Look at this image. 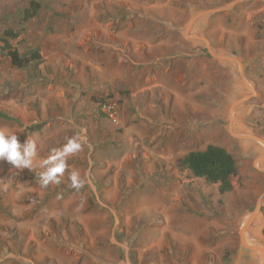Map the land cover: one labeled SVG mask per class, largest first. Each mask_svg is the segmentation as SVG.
Segmentation results:
<instances>
[{
  "label": "rangeland",
  "instance_id": "rangeland-1",
  "mask_svg": "<svg viewBox=\"0 0 264 264\" xmlns=\"http://www.w3.org/2000/svg\"><path fill=\"white\" fill-rule=\"evenodd\" d=\"M31 1L0 0V38L44 54L17 69L0 51V128L36 144L32 170L0 160V264H261L239 233L259 205L244 239L264 250V145L240 138L264 141V0H34L22 25ZM78 135L60 183L41 187ZM210 145L241 189L181 175Z\"/></svg>",
  "mask_w": 264,
  "mask_h": 264
},
{
  "label": "trees",
  "instance_id": "trees-1",
  "mask_svg": "<svg viewBox=\"0 0 264 264\" xmlns=\"http://www.w3.org/2000/svg\"><path fill=\"white\" fill-rule=\"evenodd\" d=\"M41 9L38 1H31L24 10L21 23L26 24L34 19ZM20 34L18 32L6 31L0 38L1 52L10 61V64L17 69H24L34 63L41 62L44 58L43 49L38 48L20 56L19 51L9 44L15 41ZM101 102V101H99ZM0 118H5L0 115ZM32 132L40 130V126L30 128ZM180 173L182 176L204 180L207 184L217 185L220 195L232 193L234 190L241 189L243 182L236 165L235 158L225 149L218 146H207L203 151L188 153L180 163Z\"/></svg>",
  "mask_w": 264,
  "mask_h": 264
},
{
  "label": "clouds",
  "instance_id": "clouds-1",
  "mask_svg": "<svg viewBox=\"0 0 264 264\" xmlns=\"http://www.w3.org/2000/svg\"><path fill=\"white\" fill-rule=\"evenodd\" d=\"M86 142V137L78 135L68 139L62 150H55L42 164L43 171L39 174L41 187H47L49 183H60V177L67 167L66 157L79 151ZM35 156L36 144L31 137L21 144L17 134L0 128V160H6L18 170H32ZM69 178L73 187L80 186L78 173H71Z\"/></svg>",
  "mask_w": 264,
  "mask_h": 264
},
{
  "label": "water",
  "instance_id": "water-1",
  "mask_svg": "<svg viewBox=\"0 0 264 264\" xmlns=\"http://www.w3.org/2000/svg\"><path fill=\"white\" fill-rule=\"evenodd\" d=\"M234 5H235V3L230 4L229 7H228V9H230V8L233 7ZM220 12H222V11L204 12V13H201V14L195 16V17L192 19V21H191V23H190V25H189V27H188V30H187V33H186V34L189 33V31L192 29V27L194 26V24H195L199 19H201V18H203V17H205V16H207V15H210V14H213V13H220ZM191 40H194V41H200V42L205 43V45L207 46V52H208V54H209L212 58H214V59H216V60H219V61H223V62H234V63H237V64L239 65V67H241V65L239 64V62H238L237 60H235V59H231V58H229V57H217V56H215V55L213 54V52L210 50L209 42H208L206 39H204V38H200V37H195V38H191ZM242 101H243V100L236 102V103L232 106V109H233L234 107H236V106H237L239 103H241ZM240 139H242V140H253V141H257V142H259V143H261V144L264 143V141H262V140H260V139H257V138L242 137V138H240ZM258 211H259V205H257V207H256V209H255V212L253 213V214H255V216L252 217V216H253V215H252V216H251L252 218L249 219V220L245 223V225L242 227V229H241V231H240V233H239V241H240V245H241V247H242L243 249H245V250L248 251V252H252V253H256V254L260 255L261 258H262V263H261V264H264V254H263V250L260 249V248H257V247H247V246L245 245V243L243 242V237H244L246 231L248 230V228L251 226V224H252L253 221L255 220V217H256Z\"/></svg>",
  "mask_w": 264,
  "mask_h": 264
},
{
  "label": "crops",
  "instance_id": "crops-1",
  "mask_svg": "<svg viewBox=\"0 0 264 264\" xmlns=\"http://www.w3.org/2000/svg\"><path fill=\"white\" fill-rule=\"evenodd\" d=\"M207 25H208V24H207ZM207 25H206V24H203V25H201L202 27L199 26V29H200V28H203V30L205 29V30H204L205 32H202L201 35H206L207 37H209L208 35H209L210 32H208V31H209L208 28H210L211 26H207ZM199 34H200V33H199ZM210 34H211V33H210Z\"/></svg>",
  "mask_w": 264,
  "mask_h": 264
},
{
  "label": "bare ground",
  "instance_id": "bare-ground-1",
  "mask_svg": "<svg viewBox=\"0 0 264 264\" xmlns=\"http://www.w3.org/2000/svg\"><path fill=\"white\" fill-rule=\"evenodd\" d=\"M262 145H264V143H262ZM254 216H255V214H253L252 217H254ZM252 217H250L249 219H251ZM249 219H248V220H249ZM248 220H247V221H248ZM247 221H246V222H247ZM243 242L245 243V245H246L247 247H255V246L251 243V241H249V242H248V241H245L244 237H243ZM263 254H264V250H263Z\"/></svg>",
  "mask_w": 264,
  "mask_h": 264
}]
</instances>
